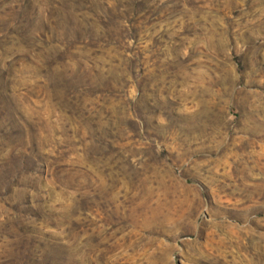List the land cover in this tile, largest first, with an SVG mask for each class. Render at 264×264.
<instances>
[{"label":"rangeland","instance_id":"rangeland-1","mask_svg":"<svg viewBox=\"0 0 264 264\" xmlns=\"http://www.w3.org/2000/svg\"><path fill=\"white\" fill-rule=\"evenodd\" d=\"M0 264H264V0H0Z\"/></svg>","mask_w":264,"mask_h":264}]
</instances>
